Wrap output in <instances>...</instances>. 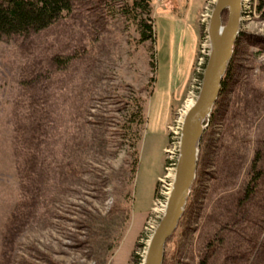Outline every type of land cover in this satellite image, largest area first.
Returning a JSON list of instances; mask_svg holds the SVG:
<instances>
[{"label":"rangeland","instance_id":"374dc122","mask_svg":"<svg viewBox=\"0 0 264 264\" xmlns=\"http://www.w3.org/2000/svg\"><path fill=\"white\" fill-rule=\"evenodd\" d=\"M169 1L150 2L153 44L139 40L119 0H75L49 26L0 39V264H140L167 122L207 28L198 16L195 41L206 0H189L182 17L181 3L168 15ZM256 3L241 14L163 264H264V16ZM137 97L145 122L132 146ZM254 157L260 177L246 193Z\"/></svg>","mask_w":264,"mask_h":264},{"label":"water","instance_id":"95a60500","mask_svg":"<svg viewBox=\"0 0 264 264\" xmlns=\"http://www.w3.org/2000/svg\"><path fill=\"white\" fill-rule=\"evenodd\" d=\"M228 11L222 24V14ZM242 0H216L210 14L208 55L202 82L194 104L184 116L181 129L179 154L174 180L167 204L146 249L143 264H162L164 247L176 228L195 177L197 146L206 127L204 119L210 116L220 93L221 81L233 54V47L240 33Z\"/></svg>","mask_w":264,"mask_h":264},{"label":"trees","instance_id":"16d2710c","mask_svg":"<svg viewBox=\"0 0 264 264\" xmlns=\"http://www.w3.org/2000/svg\"><path fill=\"white\" fill-rule=\"evenodd\" d=\"M75 0H0V39L12 35H27L32 31L41 30L56 21L64 12L72 9ZM118 1V0H117ZM120 11L134 19L139 33V40L156 42L155 20L150 14L151 0H119ZM256 9L264 16V0H257ZM155 52V51H154ZM232 58V56H231ZM63 59L59 56L55 60ZM69 59V57H66ZM231 60V59H230ZM64 61V60H63ZM155 62L151 61L153 65ZM231 61L221 81L220 92L226 86V79L231 70ZM151 94V91H150ZM134 109L130 113L129 121L136 124L135 132L131 137V145L134 146L140 138V128L145 122L143 105L145 100L141 97L134 98ZM212 113V111H211ZM133 171L137 169L138 153L134 151ZM257 158H253L248 178L246 193H250L260 177L257 168ZM180 221V220H179ZM163 264V260H162Z\"/></svg>","mask_w":264,"mask_h":264},{"label":"built area","instance_id":"2783aa9c","mask_svg":"<svg viewBox=\"0 0 264 264\" xmlns=\"http://www.w3.org/2000/svg\"><path fill=\"white\" fill-rule=\"evenodd\" d=\"M215 1L216 0H206L202 6V9L200 10L199 22L202 25L204 24L205 26H207V28L204 34L203 35L201 34L198 43V50L193 65V71L189 82V88L187 89L186 95L184 96L183 100L176 107L171 120L167 124L169 141H168V145L165 147L166 162L164 165V172L158 176L157 179L158 186L155 191V196L153 198V202L150 207L147 218L142 226L140 239L144 244L143 245L144 249L140 264H143L149 240L161 216L165 211L167 199L172 188L178 154H179L181 129L184 120L186 106L190 99L195 100L197 97V90H199L200 88L202 74L204 71V67L208 55L210 53L211 43L208 34V24H209L210 14L212 11V5H214ZM248 3L249 0H242V12L244 11V8L248 6Z\"/></svg>","mask_w":264,"mask_h":264},{"label":"crops","instance_id":"0c3cea01","mask_svg":"<svg viewBox=\"0 0 264 264\" xmlns=\"http://www.w3.org/2000/svg\"><path fill=\"white\" fill-rule=\"evenodd\" d=\"M188 2H189V0H185V1H182V0H171V1H169V2H164V3H163V6H164V8H167L168 10L171 11V8L177 6V5H179V3H181V5H182V7H183V10L181 11V17H182V16H184V15L186 14V10H185V9H186L187 6H188ZM200 10H201V9H198V10H197L196 18H195V20L193 21V23H195V24L192 26V28H193V32H194V34H193V32H192V34H193V36H194V38H195V41L198 40V35H199V32H200V31H199V25L197 24L198 16H199ZM168 15H171L172 17H175V16H174V13H172V11H171L170 14H168ZM185 23H186V25H187L188 27H190V25H189L187 22H185ZM197 26H198V27H197ZM188 78H189V77H186V79H184V80L178 85V86L183 85V87H184V91L186 90V89H185V86H187L186 83H187V81H188ZM184 94H185V93H184ZM184 94H183V96L180 98L179 102L177 103V105H176L175 107H177V106L180 104V102L183 100ZM181 99H182V100H181ZM171 118H172V117H169L167 124L169 123V121L171 120Z\"/></svg>","mask_w":264,"mask_h":264},{"label":"bare ground","instance_id":"6f19581e","mask_svg":"<svg viewBox=\"0 0 264 264\" xmlns=\"http://www.w3.org/2000/svg\"><path fill=\"white\" fill-rule=\"evenodd\" d=\"M194 102H195V100H193V99H190L188 101L187 106H186V110H185V114L187 113V111L189 110V108L194 104Z\"/></svg>","mask_w":264,"mask_h":264}]
</instances>
